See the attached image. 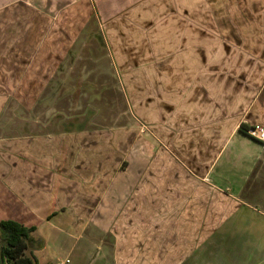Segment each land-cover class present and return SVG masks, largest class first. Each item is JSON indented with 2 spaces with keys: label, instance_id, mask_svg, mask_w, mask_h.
Returning <instances> with one entry per match:
<instances>
[{
  "label": "crops",
  "instance_id": "obj_1",
  "mask_svg": "<svg viewBox=\"0 0 264 264\" xmlns=\"http://www.w3.org/2000/svg\"><path fill=\"white\" fill-rule=\"evenodd\" d=\"M256 125L264 0H0V225L28 252L47 225L93 264H264Z\"/></svg>",
  "mask_w": 264,
  "mask_h": 264
},
{
  "label": "rangeland",
  "instance_id": "obj_2",
  "mask_svg": "<svg viewBox=\"0 0 264 264\" xmlns=\"http://www.w3.org/2000/svg\"><path fill=\"white\" fill-rule=\"evenodd\" d=\"M114 108V107H113ZM115 112H121L122 114H124L125 112V106L124 103L120 106H116L115 107ZM108 114V110L106 111ZM107 116V120H105V125L109 126L110 122L108 120V115ZM112 115V114H111ZM123 124V122H122ZM13 130H11L12 134H16V122L13 124ZM75 222V226L74 227V232L76 230H79L81 225L83 224L82 220L79 218H75L73 219ZM44 232V233H43ZM42 234L44 235V239L47 241L48 244L47 247L45 249H40L38 248H33L31 249V252L33 253V255L37 258L38 264H47V263H51V264H56L57 262L61 261V260H65L66 258L70 259V264H93L92 260L97 261V260H101L103 258V255L106 253V249H98V247L92 248L88 251H85V257L80 256L81 253L83 251L84 254V249L82 247V242H76L75 246V251L70 252L69 250H71V248H68V250H60L58 249L59 247L56 244V240L54 239V232L53 230L51 231L50 227L45 225L42 228ZM33 237L35 236L34 234L32 235ZM75 236H77V233L75 232ZM36 240V238H34ZM39 239V238H38ZM42 242H44L42 240ZM42 245L44 246V243H42ZM41 245V246H42ZM84 257V258H83ZM6 264H9L7 261H5ZM96 263V262H95Z\"/></svg>",
  "mask_w": 264,
  "mask_h": 264
},
{
  "label": "trees",
  "instance_id": "obj_3",
  "mask_svg": "<svg viewBox=\"0 0 264 264\" xmlns=\"http://www.w3.org/2000/svg\"><path fill=\"white\" fill-rule=\"evenodd\" d=\"M245 127L241 131L247 134ZM2 255L9 264H38L32 252H28L29 244L33 243L32 235L35 227H25L15 221H4L0 225Z\"/></svg>",
  "mask_w": 264,
  "mask_h": 264
},
{
  "label": "built area",
  "instance_id": "obj_4",
  "mask_svg": "<svg viewBox=\"0 0 264 264\" xmlns=\"http://www.w3.org/2000/svg\"><path fill=\"white\" fill-rule=\"evenodd\" d=\"M247 135L264 145V127L260 125L252 126L248 128ZM69 261L59 262L57 264H68Z\"/></svg>",
  "mask_w": 264,
  "mask_h": 264
}]
</instances>
